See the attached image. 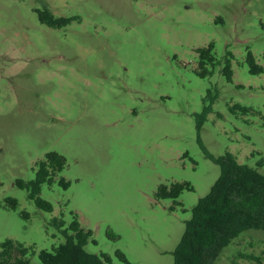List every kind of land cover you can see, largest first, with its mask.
I'll list each match as a JSON object with an SVG mask.
<instances>
[{
  "label": "rangeland",
  "instance_id": "374dc122",
  "mask_svg": "<svg viewBox=\"0 0 264 264\" xmlns=\"http://www.w3.org/2000/svg\"><path fill=\"white\" fill-rule=\"evenodd\" d=\"M44 9L71 21L48 27ZM210 44L215 62L201 65ZM250 54L264 69V0H0V250L13 239L38 264L76 219L89 254L174 264L215 159L264 175V71L250 72ZM51 152L65 167L42 185L48 212L17 182ZM172 183L192 190L156 196ZM234 258L264 264V231L241 233L214 264Z\"/></svg>",
  "mask_w": 264,
  "mask_h": 264
},
{
  "label": "trees",
  "instance_id": "16d2710c",
  "mask_svg": "<svg viewBox=\"0 0 264 264\" xmlns=\"http://www.w3.org/2000/svg\"><path fill=\"white\" fill-rule=\"evenodd\" d=\"M38 19L52 28H60L71 21L70 18H56L47 9L38 12ZM213 49V44H210L197 50L201 65L214 64ZM248 61L251 73L264 71L255 64L251 54ZM223 73L230 79L229 61L226 62ZM215 161L220 168V176L209 194L193 208L192 217L187 221L185 232L174 252V264H214L224 247L241 233L248 230L264 231V175L256 169L240 164L230 153ZM37 166L34 180L18 181L17 184L28 191L29 198L39 209L52 212L53 206L39 195L42 185L45 182L51 183L56 173L64 169L65 158L51 152L44 160L39 161ZM60 184L68 186L64 179L60 180ZM184 189L192 190V187L189 183L160 185L156 196L161 199H177ZM8 205L14 210L18 209L15 199L8 200ZM20 214L29 218V214L24 211ZM53 222L58 227L64 224L56 218ZM69 230L73 235L68 236L66 241L53 251L38 252V264H111L109 256L89 254L84 250L83 247L92 234L85 231L76 219L69 226ZM117 254L126 264H130L122 253ZM35 255L33 247L7 239L1 245L0 264H34L32 258ZM235 259L231 260L234 264Z\"/></svg>",
  "mask_w": 264,
  "mask_h": 264
}]
</instances>
